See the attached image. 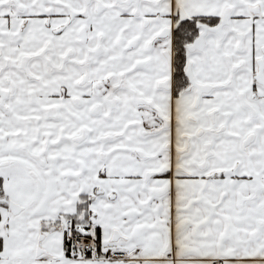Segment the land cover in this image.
<instances>
[{
    "label": "snow or ice",
    "instance_id": "1",
    "mask_svg": "<svg viewBox=\"0 0 264 264\" xmlns=\"http://www.w3.org/2000/svg\"><path fill=\"white\" fill-rule=\"evenodd\" d=\"M0 264H264V0H0Z\"/></svg>",
    "mask_w": 264,
    "mask_h": 264
}]
</instances>
